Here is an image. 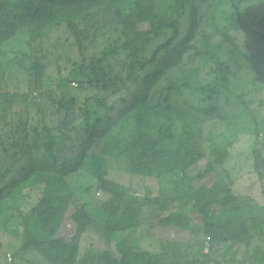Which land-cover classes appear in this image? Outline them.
I'll list each match as a JSON object with an SVG mask.
<instances>
[{"label": "trees", "instance_id": "1", "mask_svg": "<svg viewBox=\"0 0 264 264\" xmlns=\"http://www.w3.org/2000/svg\"><path fill=\"white\" fill-rule=\"evenodd\" d=\"M201 1L208 0H0L1 62L14 67L17 62H11L9 56L18 53L22 70L31 77L29 92L0 94V103H26L28 109L15 131V141L0 139V229L12 239V245L23 242L22 260L36 264H227L217 255L222 248L250 250L256 233H264L262 216L247 221L243 199L253 202L256 197L248 193L246 179L231 170L236 144L221 145L231 135L233 120L213 104L224 91L235 93L229 77L231 66L223 62L225 47L213 43L210 24L204 27L200 18ZM252 2L264 6V0ZM247 3L250 0H218L212 14L217 31L232 45L238 70L264 77L261 67L250 62V51L242 50L229 34L232 29L250 28V15L242 10ZM220 13L223 15L218 17ZM186 19L191 21L188 31ZM218 21H229L231 28L223 31ZM258 26L264 28V17L258 16ZM98 38H107V52L93 56L91 66L83 68ZM258 38L253 52L264 44V31ZM155 40L157 50L149 57ZM68 49L75 51L72 60L81 64L82 71L63 79V96L75 82L86 93L82 82L86 71L104 74L108 91L125 89L128 79L115 67L124 55L128 56L130 81H137L147 66L153 69L147 70L151 85L136 97L137 105L112 127L101 129L104 121H99L92 138L82 146L71 129L75 108L60 101H55L57 111L46 107V100L55 95L47 90L51 57L62 59ZM191 59L201 60L203 67H189ZM2 63L0 86L8 75V67ZM210 66L215 79L206 82L202 74ZM102 76L89 83L102 82ZM155 87L160 99L151 97ZM36 92L44 99L42 105L32 96ZM188 94L207 107L196 106ZM173 97L180 98L181 104L173 106ZM95 101L99 108L114 113L108 97L87 99L83 105L79 101L75 107L85 123L90 124L93 115L85 109ZM240 101L247 108L244 115L256 125L253 161L264 182L263 110L242 98ZM32 106L38 109L35 117ZM19 107L20 112L22 105ZM64 108L66 114L61 117ZM214 124L217 131L204 128ZM100 140L103 145L97 151L95 145ZM110 159L127 162L136 175L159 183L157 194L141 200L132 187L111 181ZM199 168L202 170L192 175ZM78 173L96 179L85 189L86 200L78 199L71 183ZM13 205L16 210L10 211ZM15 212V223L4 221ZM145 224L149 230L144 229ZM194 225H200L201 231L193 229ZM77 228L81 233L94 230L103 245L95 251V245L83 249ZM144 238L162 246L160 252L142 250ZM179 244H185L183 250H176ZM167 245L174 249L168 250ZM4 250L0 245L1 257ZM254 258L264 264V250L258 249Z\"/></svg>", "mask_w": 264, "mask_h": 264}, {"label": "rangeland", "instance_id": "2", "mask_svg": "<svg viewBox=\"0 0 264 264\" xmlns=\"http://www.w3.org/2000/svg\"><path fill=\"white\" fill-rule=\"evenodd\" d=\"M217 3L218 0L199 2L198 6H200L201 9L200 18L203 19L204 27L205 25H207L208 27V25L210 24L208 31L212 36L213 43L223 45L225 47L223 53V62L231 66L229 77L232 81L231 86L235 95L224 91L217 98L216 104H213V106L221 111L223 110L222 112L233 120V127L229 130V133L231 135L229 138H227L226 141L221 142V145H226V143L232 142H235L236 144L233 150L234 158L231 162V170L235 175L244 177L243 180L246 179V185H249L248 188L251 190L248 191V193H252L256 197V200H254L253 202H248L247 199H243L246 203L245 214L247 217V221H250L253 217L256 216H262L264 218V182H262L257 169L254 168L255 162L253 161L254 150L258 142L256 125L250 120V118L244 115V113L247 111V108L246 106L242 105L240 98H242L245 102L253 103V107L258 108L259 106V108L263 110V113L260 114V118L262 120V127L264 130V77H256L249 74L248 72L238 70V59L236 58L235 54H232V45L229 44L224 35L220 34L216 29L212 14V6L215 4L217 5ZM243 10L245 12H248L250 15L248 19L251 22L250 28L246 31H235L234 29H232L233 31H230L229 34L236 39L235 43L239 44L242 50L246 49L247 53H249L250 51V62L254 66L256 65L258 67H261L262 71L264 72V55H262L261 57L257 56V54L259 53L264 54V44L259 45L254 52L252 51L253 47L259 40L258 37L260 32L264 31V28L258 26V16L264 17V6L259 4L253 6L245 5L243 7ZM221 15H223V13H220L218 17ZM188 19H190V17ZM218 23L223 31L231 28L229 21L228 24L225 23V21H221V23L218 21ZM189 24H191V21L189 23V20L186 19L184 21V28L187 31L189 29ZM98 39V44L95 45L92 53L87 56L88 63L83 68H88L91 66V59L93 56H103L107 52L106 44L109 43L107 38ZM161 42L164 43L166 42V40H161ZM156 50L157 40H155V44H152L147 56L152 57L153 53H155ZM62 52L63 51H61L60 53ZM73 58H75V51L71 49L66 50V56H63L62 59L59 58V60H57L55 57H51V65L48 70L47 90L54 92L55 95L52 96L49 101L46 100V107L50 109V112L57 111V104H55V101H60L64 105H68L73 109L75 108L76 113L73 116L71 129H74L75 131L74 137L77 140V143L82 146L85 140H90L92 138L93 127H98L99 121H104V124L100 127L101 129L112 127L115 124V121H119L137 105L136 97L144 90L146 86L145 78L147 75V70L151 72L153 71V69L151 68V66H147V69L140 73L137 81H130V71L126 69V67L129 65V63H127L128 56L124 55V58L120 62L116 63L115 67L117 68V73L122 72L123 75L128 79L127 87L125 89L111 88L110 91H108L105 87L106 84L104 82V74L94 73V71H86L85 76L82 78L84 87L87 89L86 93H83L80 84L75 82L79 84L80 87L75 86L73 83V88L71 89V91L67 93L66 96H63L60 91L63 79L70 77L74 71H82L81 64H77L75 59L72 60ZM16 62L18 65L20 64V62ZM31 64L32 63L29 64L30 67H32ZM187 65L189 67H203L202 62L199 59L187 61ZM14 67H17V65ZM211 71L212 66H210L209 69L204 70L202 74V79L204 81L210 82L215 79V76L212 75ZM117 73H115L114 76H116ZM99 75H103L100 79V81L102 80V82L98 81L96 84L89 83L90 80L97 79ZM12 84V90L11 88H9V90L12 92L16 91L18 88L23 92H28L31 87L30 83H22L21 81H13ZM123 86L124 85L122 84L121 87ZM150 94L151 97L154 96L155 99H160V93H156V87L151 89ZM105 97H108L109 106L111 109H114V113L109 114L104 108H99L96 105L97 102L95 101L91 103L93 107L88 106L85 109V111L90 110L93 113L91 123H85L84 117L79 113L78 109L75 106L79 105V101L83 105L86 103L87 99L98 100L105 99ZM188 97L196 106H200L202 108L207 107L206 104H200L198 102L200 101V99L197 96L188 94ZM67 101H71L72 105L68 104ZM181 102L182 101L180 98L173 97L171 104L173 106H178L181 104ZM260 102H263V105H261ZM27 110L28 109L26 103L22 104V111L19 112V108L16 109V120H19V123L23 118H25V116H27ZM30 110L32 111V117H35V115L38 113L37 107L32 106L30 107ZM65 114L66 109L64 108L62 110L61 117H64ZM110 117H112L113 120H110ZM83 127H85V130L82 131ZM204 128L206 130L208 128L210 130L216 129V131L219 129L216 124L211 125L210 127L208 125H204ZM0 130L2 129L0 128ZM262 138L264 141V131L262 132ZM200 143L202 144L203 142L200 141ZM102 145L103 141L100 140L99 143L95 145V149H97V151L100 150ZM110 163L120 172L122 176V178L115 175L113 177L118 178L126 186L132 187L134 190H136L139 199L146 200L150 194L154 195L159 191V183L136 175L133 168L127 162L117 163L115 160L110 159ZM200 170H202V168H199L197 170L194 169L192 175H197ZM95 181L96 180L92 177L82 173H78L77 176H73L71 178V183L78 193V199L82 198L83 200H86L88 198L85 194V189L93 185ZM248 193L245 192L244 196ZM35 200L36 199H34V201ZM14 210H16L15 205H13L10 211ZM90 210L92 211L91 208ZM189 213H192V209H189ZM159 215L160 213L156 212V216ZM17 217L18 213L15 212L11 217H8V215H6L4 221L15 223L18 220ZM192 217L193 215L191 216V218ZM237 217L241 218L238 214ZM157 220L159 221V217H157ZM4 221L3 223H5ZM144 229L149 230L146 224L144 225ZM193 229H198V231H201L202 228L200 225H194ZM142 231L145 232L143 228ZM173 232L176 233V231L174 230ZM256 235L257 238L254 239L252 243L253 247L250 250L242 246L240 248L237 247L235 251L229 249L228 247H224L219 251L217 255L220 258H223L227 264H258L254 256L258 249L264 250V233H256ZM97 239H101V236L95 233L92 236L90 234H87L85 237V241L81 242L80 247H82L83 249H89L96 242L97 244L100 243L99 241H96ZM144 239H142L140 245L142 250H146L147 252L154 254L160 252L162 246L158 245V247H156L154 245L155 240ZM0 245L4 246L5 249V252H2L4 258L0 257V264H36L34 262H27L22 260L24 255H21V252L19 250L21 248V245L17 241L16 247L13 246L12 239L8 236H5V232L2 229H0ZM184 245L179 244L176 250H183ZM167 249L173 250L174 246L167 245ZM9 255H12L13 261L10 260ZM158 255H161V253ZM28 260L30 259L28 258Z\"/></svg>", "mask_w": 264, "mask_h": 264}, {"label": "crops", "instance_id": "3", "mask_svg": "<svg viewBox=\"0 0 264 264\" xmlns=\"http://www.w3.org/2000/svg\"><path fill=\"white\" fill-rule=\"evenodd\" d=\"M18 44L20 45L21 42H18ZM17 55H18V53H16V54L11 53L9 56V60L11 62H13V61L19 62V60H17ZM0 63H2L1 58H0ZM2 64H4L6 67H8V75L6 76V78L4 80V84L2 86H0V94H2L4 97L6 95H9V94H11V95H15L17 93L23 94V91L19 90V88L13 92L9 90V88H11V90H12L13 81H21L22 83H30L29 80L31 79V77L29 78L27 76L26 72H24L22 70V64H19V65L16 64L17 67H10L8 65V61L5 63H2ZM10 73H12V75H10ZM22 104H24V103H22ZM22 104H21V102L16 103L15 101L11 102L9 104L0 103V128L2 129V130H0V139L3 142L8 137V132L19 127V120H16L17 115L15 114V112H16L17 108H19V110H20L19 105H22ZM13 246L16 247V244H13ZM11 249H12V247H11ZM4 252H5V250H4ZM2 258H4V257H2Z\"/></svg>", "mask_w": 264, "mask_h": 264}, {"label": "clouds", "instance_id": "4", "mask_svg": "<svg viewBox=\"0 0 264 264\" xmlns=\"http://www.w3.org/2000/svg\"><path fill=\"white\" fill-rule=\"evenodd\" d=\"M245 5H250V6H253V5H256L255 3H253L252 2V0H250V3H247V4H244V5H242V10H243V7L245 6ZM243 12H245L244 10H243ZM147 73H148V71H147ZM146 76H148V78H147V81H146V86H145V90L146 89H148L149 88V85H151L150 84V81H151V78H149L150 76L147 74ZM149 84V85H148ZM29 92V91H28ZM32 96L35 98V102L38 104V105H42L43 103H44V99H43V97L38 93V92H36V93H33L32 94ZM200 99V98H199ZM200 101H201V99H200ZM200 101H198L200 104H205V103H203L202 101V103L200 102ZM17 129L18 128H15V129H13L12 131H10V132H8V137L5 139L6 141H9L10 139H11V141L12 142H14L15 141V139H14V136H15V131H17ZM86 175H88V174H86ZM117 176V177H120V178H122V176H121V174H120V172L115 168V167H113L112 165H111V167H110V170H109V179L111 180V181H113V182H115V183H117V184H120V185H125L121 180H119L118 178H114L113 176ZM88 176H90V175H88ZM91 177V176H90ZM93 178V177H92ZM93 179H95V178H93ZM96 180V179H95ZM78 230H79V228H77ZM77 233V235L79 236V240H80V243L82 242V241H85V237H86V235L87 234H90L91 236L95 233L96 234V232L94 231V230H89L88 232H86V229L81 233V231L79 230L78 232H76ZM98 235V234H97ZM97 241V240H96ZM23 242L21 241V248L23 249ZM95 245V247H94V251L97 249V247L99 246V245H103V244H101V243H99V244H97V242L94 244ZM93 245V246H94ZM93 246L91 247V248H93ZM20 248V249H21ZM19 249V250H20ZM85 250H87V249H85ZM10 256V260H12L13 261V258H12V255H9Z\"/></svg>", "mask_w": 264, "mask_h": 264}, {"label": "built area", "instance_id": "5", "mask_svg": "<svg viewBox=\"0 0 264 264\" xmlns=\"http://www.w3.org/2000/svg\"><path fill=\"white\" fill-rule=\"evenodd\" d=\"M74 85L77 86V87L79 86L77 83H74Z\"/></svg>", "mask_w": 264, "mask_h": 264}]
</instances>
